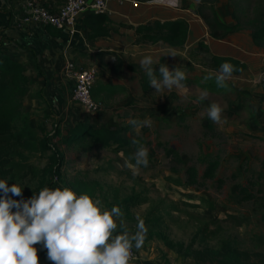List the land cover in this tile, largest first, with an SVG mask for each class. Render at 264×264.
<instances>
[{
    "label": "rangeland",
    "instance_id": "1",
    "mask_svg": "<svg viewBox=\"0 0 264 264\" xmlns=\"http://www.w3.org/2000/svg\"><path fill=\"white\" fill-rule=\"evenodd\" d=\"M209 1L214 2L212 6L224 23L234 25L240 22L242 30L224 40H209L210 48L201 39L200 43H195L197 52L189 49L190 54L200 55L201 60L192 66L194 70L189 68L188 81L193 82L192 79L199 74L203 84L187 83L188 99H183L182 103L176 100L173 107L165 106L164 96L155 89L150 92L156 104V111L147 117L151 120V127H142L129 134L131 139L145 141L147 167L137 168L132 159L117 153L114 148L96 147L85 151L80 146L64 144L61 139L68 137L70 130L60 114L39 99L44 88L42 82L36 77L31 78L25 104V124L36 139L30 142L32 147H17L12 163L13 182L19 184L23 194L39 193L37 189L51 155V151L40 148V140L44 137L42 129H45L52 137L51 144L64 155L63 178L83 176L100 183L102 190L96 198L101 200L105 209L111 210L118 206L117 202L134 195H140L146 201L132 208L130 216L121 209L124 227L121 228L117 220L114 233L127 231L134 234L138 222L143 220L147 232L142 248L137 250L141 259L134 264H197L193 258L169 249L162 236H151L152 230L193 249L218 247L222 241L230 240L242 251L264 253V94L261 89L264 49L253 43L252 27L248 24L256 10L264 14V0ZM186 3L188 8L179 0L178 7L195 11L199 18H191L189 22L193 27L200 25L206 32L204 27H208L197 11L198 1L186 0ZM234 53L245 57L248 68L241 75L232 76L224 87H218V72L211 58ZM77 66L86 68L83 64ZM206 76L211 78L205 80ZM204 92L206 98L202 95ZM211 103L222 107V117H226V121L222 119L216 124L208 118L206 109ZM125 126L122 124L121 128ZM56 128L60 129L62 136L53 138ZM171 148L176 154H168ZM205 156L220 159L212 180L203 178L207 167L202 162ZM189 166L198 170V185L187 182L186 169ZM51 182L54 181L48 174L44 185ZM239 185L253 195L251 200L239 202L243 197ZM57 187L66 186L59 180L54 182L53 189ZM149 212L154 214L152 217H161L157 229H152L147 222Z\"/></svg>",
    "mask_w": 264,
    "mask_h": 264
},
{
    "label": "crops",
    "instance_id": "2",
    "mask_svg": "<svg viewBox=\"0 0 264 264\" xmlns=\"http://www.w3.org/2000/svg\"><path fill=\"white\" fill-rule=\"evenodd\" d=\"M38 1L57 13L67 0ZM141 1L139 8L111 4V13L107 15L110 20V35L90 43L86 36L81 37L78 34L71 37L53 27L42 30L32 25L21 27L20 20L24 13L21 0H0V49H4L13 60L22 64L30 78L36 77L37 81L42 82L43 98L39 97V99L60 114L68 130L79 123L95 129H119L122 124L129 125L132 119L142 121L156 111V104L150 96L154 88L151 87V90L145 93L141 85L140 73L143 71L139 64L141 58L152 55L156 60L153 66L163 64L168 66L170 71L173 67H180L184 71L187 81L182 82L184 87L179 89L174 87L164 94L165 106L173 107L176 100L182 103L183 99H188L187 83H195L197 86L203 84L201 77H198L199 74L195 75L193 82L190 81L191 79L188 81L189 68L194 70L192 66L201 60L200 55L190 54L189 49L197 52L198 45L195 43H200L201 39H204L209 48L211 46L209 40L216 41L210 36L206 27H204L205 32L200 25L198 27L191 25L189 19L199 18L195 11L172 7L169 0ZM82 17L77 22L79 32H84ZM178 19L189 23L188 41L184 47L173 48L163 43L155 45L136 43L135 28L138 26L153 21L165 22ZM199 21L201 22V19ZM224 50H227L226 46ZM102 52L119 57V66L114 67L116 72L98 62L96 56ZM223 57L235 58L249 65L245 57L235 53ZM69 59L76 65L83 64L86 68L91 66L98 68V78L93 90L99 92L94 99L103 102L104 108L96 116H85L81 108L72 101V83L64 79L61 73ZM112 86L118 88L112 90ZM135 130L137 129L123 133V136L129 138V134Z\"/></svg>",
    "mask_w": 264,
    "mask_h": 264
},
{
    "label": "trees",
    "instance_id": "3",
    "mask_svg": "<svg viewBox=\"0 0 264 264\" xmlns=\"http://www.w3.org/2000/svg\"><path fill=\"white\" fill-rule=\"evenodd\" d=\"M199 3L198 14L208 27L210 36L215 40H224L230 35H233L242 30L240 22L234 25H228L220 18L215 6H212L213 1L196 0ZM181 5L188 8L186 0H181ZM210 11V13H207ZM237 18L236 13L234 14ZM238 19V18H237ZM109 17L104 14L95 15L92 13L86 14L82 17V24L86 39L88 42H94L99 38H106L110 35ZM248 24L252 27L251 38L253 43L264 49V14L256 10L255 15L248 20ZM137 34V44L155 45L158 43L166 44L173 48H182L186 45L189 36V23L186 20L178 19L175 21H153L145 25H140L135 28ZM63 32V31H62ZM215 71L219 72L220 66L227 62L234 66L236 71L232 76L241 75L247 70L246 63L241 62L235 58L212 56ZM154 72L159 74V65L153 66ZM133 68V67H131ZM176 67H173L174 70ZM141 85L145 93L151 90L150 82L146 77L144 71L140 73ZM187 81H183L186 83ZM31 78L26 74L25 67L13 60L4 49H0V179H9V186L13 182V167L14 154L18 146L32 147V142L36 137L28 130L25 124V104L26 99L30 93ZM118 87L112 86V90ZM109 91V89L107 88ZM99 90H93L92 94L95 98ZM40 98L42 94L39 95ZM209 128H212L211 126ZM134 129L131 124L119 129H95L79 123L76 127L69 131L68 137L61 139L67 146L77 145L85 151H91L96 147L114 148L117 153H122L124 156L130 158L134 151L137 150L138 145L133 144V140L138 141L139 144L144 145L145 141L141 138L129 139L123 136V133H128ZM53 138L62 136L60 129H55ZM44 137L40 140V148L43 151H51L50 163L44 172L42 183L37 189L40 191L44 187L53 188L55 178L58 181L72 189L77 195L87 193L93 198H96L102 190L100 183L96 181H89L86 177L75 176L71 179L65 180L62 175V168L64 165V155L60 149L50 142V134L45 129H42ZM52 139V137H51ZM168 154H176L174 148L168 150ZM135 162L134 159H132ZM203 163L207 164L204 171V179H214L216 172L220 165L218 157L205 156L202 159ZM50 174L52 180L50 184L45 183L46 176ZM187 182L192 185H198V170L195 166H189L186 169ZM220 184L223 182L220 180ZM238 190L243 194L239 202L249 201L253 195L243 187L238 186ZM11 195V194H10ZM33 195L32 192H25L23 198L27 199ZM14 199H21V197H13ZM146 201L140 195H134L129 198L117 202L118 207L131 213V209L141 206ZM153 213H148L147 222L151 224L152 229H157L161 222V217L153 216ZM264 221V214L262 215ZM204 229L203 231H205ZM202 233V231H201ZM158 235L165 241L166 246L171 250H176L179 254L186 257H191L197 264H264V253H250L248 251L240 250L232 241L224 240L218 247L204 246L201 249H193L191 246L185 247L183 244L174 243L168 237L163 236L160 232L152 230L151 236ZM38 249L39 264H52L47 259V250L42 245H35Z\"/></svg>",
    "mask_w": 264,
    "mask_h": 264
},
{
    "label": "clouds",
    "instance_id": "4",
    "mask_svg": "<svg viewBox=\"0 0 264 264\" xmlns=\"http://www.w3.org/2000/svg\"><path fill=\"white\" fill-rule=\"evenodd\" d=\"M169 4L178 7L179 0H169ZM155 62L152 55L139 60L156 93L164 96L165 91L184 87L182 82L186 76L180 67L170 71L168 66L158 64L157 75L153 67ZM236 70L230 63H223L216 75L217 86L224 87ZM202 95L207 97L206 92ZM222 113L223 109L217 103H211L206 109L208 118L216 124L222 119L226 121ZM129 123L134 129L151 127L150 119H132ZM133 144L138 147L130 159L135 160L137 168L147 167L148 149L136 140ZM117 220L123 228L118 206L107 210L99 198L87 193L77 196L68 187H44L38 194L24 199L19 184L9 186V182L0 179V264H39L35 247L38 244L47 250V259L52 264H129L133 247L142 248L147 229L140 220L134 234L124 231L114 235Z\"/></svg>",
    "mask_w": 264,
    "mask_h": 264
},
{
    "label": "built area",
    "instance_id": "5",
    "mask_svg": "<svg viewBox=\"0 0 264 264\" xmlns=\"http://www.w3.org/2000/svg\"><path fill=\"white\" fill-rule=\"evenodd\" d=\"M111 4L119 6L129 5L132 8H139L142 1L67 0L65 5L55 13L38 0H21L24 13L20 23L21 27L32 25L41 30L47 27H53L67 33L71 37L78 34L84 37L85 33L83 31L79 32L77 29L78 19L89 13L108 15L111 13ZM61 73L64 79L72 83V101L81 108L83 114L92 117L98 115L104 108V103L95 100L92 94L98 78V68L96 66L81 68L73 60L69 59L63 66ZM55 181L58 182V179L55 178ZM140 259L137 249L133 247L132 259L129 264L139 262Z\"/></svg>",
    "mask_w": 264,
    "mask_h": 264
},
{
    "label": "water",
    "instance_id": "6",
    "mask_svg": "<svg viewBox=\"0 0 264 264\" xmlns=\"http://www.w3.org/2000/svg\"><path fill=\"white\" fill-rule=\"evenodd\" d=\"M96 58L101 65L109 68L113 72H116L114 70V67L119 66V60H120L119 57H117L114 54L102 52V53H98ZM261 89L264 94V83L262 84Z\"/></svg>",
    "mask_w": 264,
    "mask_h": 264
}]
</instances>
